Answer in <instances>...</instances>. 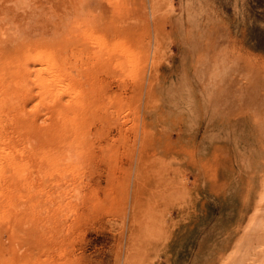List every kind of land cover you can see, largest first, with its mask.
<instances>
[{
  "label": "rangeland",
  "instance_id": "374dc122",
  "mask_svg": "<svg viewBox=\"0 0 264 264\" xmlns=\"http://www.w3.org/2000/svg\"><path fill=\"white\" fill-rule=\"evenodd\" d=\"M0 39V264H264V0H0Z\"/></svg>",
  "mask_w": 264,
  "mask_h": 264
},
{
  "label": "bare ground",
  "instance_id": "6f19581e",
  "mask_svg": "<svg viewBox=\"0 0 264 264\" xmlns=\"http://www.w3.org/2000/svg\"><path fill=\"white\" fill-rule=\"evenodd\" d=\"M2 42V43H1ZM6 45V44H5ZM3 41L0 39V47H3ZM2 49V48H1ZM5 49V48H4Z\"/></svg>",
  "mask_w": 264,
  "mask_h": 264
}]
</instances>
